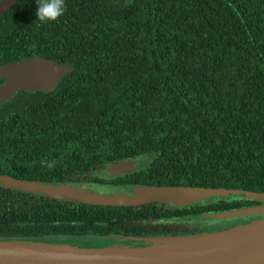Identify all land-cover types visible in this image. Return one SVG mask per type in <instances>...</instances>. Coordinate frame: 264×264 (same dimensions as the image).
Instances as JSON below:
<instances>
[{
	"label": "trees",
	"instance_id": "trees-1",
	"mask_svg": "<svg viewBox=\"0 0 264 264\" xmlns=\"http://www.w3.org/2000/svg\"><path fill=\"white\" fill-rule=\"evenodd\" d=\"M65 3L47 23L36 0L0 15V65L33 56L70 63L54 89H19L0 104V173L88 185L101 183L106 165L136 158L147 162L128 175L133 184L264 192V0ZM256 203L221 199L184 212ZM177 209L0 185V237L140 234L130 230L137 221L184 214Z\"/></svg>",
	"mask_w": 264,
	"mask_h": 264
},
{
	"label": "water",
	"instance_id": "water-1",
	"mask_svg": "<svg viewBox=\"0 0 264 264\" xmlns=\"http://www.w3.org/2000/svg\"><path fill=\"white\" fill-rule=\"evenodd\" d=\"M21 0L0 1V15ZM70 63L41 56L0 65V104L19 89L48 92L69 72ZM139 159L103 168L111 177L132 172ZM0 185L76 202L133 206L151 202L169 208L250 199L260 203L192 215L196 220L246 217L236 225L183 235L85 234L79 237H0V264H264V192L200 185L115 184L21 179L0 173Z\"/></svg>",
	"mask_w": 264,
	"mask_h": 264
},
{
	"label": "flooded vegetation",
	"instance_id": "flooded-vegetation-1",
	"mask_svg": "<svg viewBox=\"0 0 264 264\" xmlns=\"http://www.w3.org/2000/svg\"><path fill=\"white\" fill-rule=\"evenodd\" d=\"M147 162V159L139 160V164L137 167L130 173L122 174V175H116L111 177H105L102 174L103 169L101 168L99 170V174L101 175L100 178H102L101 183L105 184H115L116 187L120 190L124 189V185L133 184V182L128 181V175L134 174L138 170H142V165ZM151 203H158V206L162 202H151ZM148 204V203H145ZM144 205V204H142ZM133 206H139V205H133ZM189 207H179L177 209L179 212H184ZM183 210V211H182ZM171 211V209H167V207L164 208V212L167 213ZM199 212L194 213H186L184 212L183 215L180 214H170L163 220H154V219H148L144 220L142 224H140L142 221H137L138 223L133 225L134 227L138 228H131L130 230L137 231V233L140 234H132V235H183V234H190V233H201L206 231H211L216 228H221L222 224L234 220L236 223L239 221H247V218H235V219H220V220H196L192 219L191 216L195 215ZM207 225H212V228H208ZM234 225V224H232ZM231 225V226H232ZM230 226V225H229ZM202 229V230H201ZM132 232V231H131ZM90 234V233H88ZM118 234H127L126 232L118 233ZM92 235V234H91Z\"/></svg>",
	"mask_w": 264,
	"mask_h": 264
},
{
	"label": "clouds",
	"instance_id": "clouds-1",
	"mask_svg": "<svg viewBox=\"0 0 264 264\" xmlns=\"http://www.w3.org/2000/svg\"><path fill=\"white\" fill-rule=\"evenodd\" d=\"M38 8L36 10V16L42 23H47L49 21H57L61 16L65 14L66 3L65 0H36ZM41 161V164H44ZM49 168L54 167L53 163H48Z\"/></svg>",
	"mask_w": 264,
	"mask_h": 264
},
{
	"label": "rangeland",
	"instance_id": "rangeland-1",
	"mask_svg": "<svg viewBox=\"0 0 264 264\" xmlns=\"http://www.w3.org/2000/svg\"><path fill=\"white\" fill-rule=\"evenodd\" d=\"M248 219V218H247ZM249 220V219H248ZM247 220V221H248ZM242 221H244V220H242ZM239 222H241V221H239ZM239 222H235L234 220H230V221H228V222H226V223H224V224H222V227L221 228H225V227H229V225L231 226L232 224H234V225H236V224H238ZM233 226V225H232ZM217 229V228H216Z\"/></svg>",
	"mask_w": 264,
	"mask_h": 264
}]
</instances>
